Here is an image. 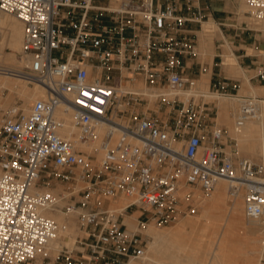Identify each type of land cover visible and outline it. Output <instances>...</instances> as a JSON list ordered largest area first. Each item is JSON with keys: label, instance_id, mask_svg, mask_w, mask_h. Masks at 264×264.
I'll return each mask as SVG.
<instances>
[{"label": "built area", "instance_id": "obj_1", "mask_svg": "<svg viewBox=\"0 0 264 264\" xmlns=\"http://www.w3.org/2000/svg\"><path fill=\"white\" fill-rule=\"evenodd\" d=\"M199 1L118 0L113 7L105 0H0V14L23 24V75L46 91L28 114L12 108L0 120V264L140 259L148 242L123 213L137 209L169 224L195 213L197 192L211 194L220 180L229 182L231 199L242 196L246 218L264 233V161L240 157L217 124L209 131L210 109L195 96L168 98L197 90L198 80L182 69L184 58L198 56L187 24H201L203 16L184 11ZM246 5L252 21L264 25V0ZM257 70L264 82V66ZM138 83L175 107L172 123L137 110L148 103L129 90ZM212 89L226 96L240 85L226 79ZM61 108L73 112L70 136L61 134ZM250 115L245 109L236 127ZM97 142L100 157L81 147ZM123 197L127 207L111 210ZM51 208L79 214L78 254L62 247L53 256L58 225L45 214Z\"/></svg>", "mask_w": 264, "mask_h": 264}, {"label": "bare ground", "instance_id": "obj_2", "mask_svg": "<svg viewBox=\"0 0 264 264\" xmlns=\"http://www.w3.org/2000/svg\"><path fill=\"white\" fill-rule=\"evenodd\" d=\"M114 1L117 2L118 0H112L111 6L117 7V3ZM243 11L244 13H248L247 6H243ZM242 13L241 15H243ZM249 20L252 19L250 18ZM255 25L258 27V29L255 27L258 32L264 33L263 24L256 23ZM214 28L215 24L212 20L203 23V29L199 32L201 39L199 40L200 43L198 47L199 52H209L210 55L213 56V59L215 55ZM22 43L23 24L18 19L15 20L7 14H0V96L6 90L10 91L9 93H11V96H19L24 102L21 109L25 114H28L31 109L28 108V104L33 100L43 98L46 91L44 87L37 82L33 83L34 88H32V90L27 88L26 80L29 79L23 75V69L28 66L29 62L22 55ZM6 48H10L13 53L4 52V49ZM231 48H224V52L221 55L223 59L222 66L228 70L230 75L237 77L242 76L243 81L240 93L249 94L253 96L254 99L246 100L240 97L225 98L221 95L213 94L212 92L206 94L209 98L217 97L219 99L217 103V119L228 127L230 130H228L230 137L232 136L233 139L237 141L238 146L245 151L247 156L261 158V161L263 162L264 100H258L257 96H264V87H261L259 90V88L256 89L252 85L251 80L246 76L242 67L238 64L237 58ZM250 50L252 51L251 48ZM17 52L21 54L22 58L19 59L17 57L15 54ZM258 54L259 56H264V49L259 50ZM202 77L203 79L200 81L198 80L199 83L197 82L199 87L196 91L192 93L172 92L168 94V98L171 99L178 95L181 96L184 101H188L191 96L198 97L200 94L205 95V92H209L207 90H209L210 87V74L203 75ZM129 90L141 95L143 94L152 101L156 100L158 97L157 93L147 91L141 83H138L135 87L129 88ZM13 109H15V107ZM17 109L19 110V108ZM245 109L249 110L251 115L247 118L244 126L238 129L236 127V120ZM57 114L67 123V128L61 132L62 136H70L72 133H75L73 127V112L71 110L64 112L63 108H61L58 110ZM81 147L89 152L97 151L98 156H101L98 142L90 146L83 145ZM229 186L228 181L220 180L215 190L212 192L213 194H210L211 197L209 198L211 199L209 202L201 200L203 202L206 201L207 204L209 203V206L206 211L204 210L205 214L202 217L205 225L202 231H207L211 227H216L218 231H222L221 234L219 233V239L215 242L216 246L214 248L205 247V250L201 252L202 250L201 248H198V245L207 243V241L196 238L194 241H196L197 246L190 247L191 251L195 253L199 252L196 255L182 257V255L176 251L177 245L175 239L185 233V228L187 226L192 227L193 231L198 230L199 222L197 220V222L188 220L182 221L180 227L177 224L179 229L176 230H159L150 224L145 230L146 233L152 237V241L148 246L149 251H146L147 253L138 261L132 259L127 264H149V262L159 264L162 258H172L176 262L183 260L184 262L181 264H185L186 262L187 264H260L261 260L264 259L263 230L256 222L245 219L244 204L240 201L241 195L236 196L234 199H230ZM128 204L129 203L125 202V200H119V202H115V204L113 203L111 210L120 213ZM45 214L53 218L58 225V234L51 244V252L56 253L60 248V242L55 244L58 237L60 239L65 236V233H68L67 231H74V229H70L67 226L70 223V220L67 219L66 214L62 212H54L53 208L46 211ZM134 216L135 217H127L126 222L129 229L137 231L138 222L135 214Z\"/></svg>", "mask_w": 264, "mask_h": 264}, {"label": "rangeland", "instance_id": "obj_3", "mask_svg": "<svg viewBox=\"0 0 264 264\" xmlns=\"http://www.w3.org/2000/svg\"><path fill=\"white\" fill-rule=\"evenodd\" d=\"M210 1H213V0H210ZM105 2H107V3L111 2L112 3V0H105ZM114 2H116V1H114ZM227 2H228V8L225 5L226 1H217L218 4H221V6L219 7V9L221 11L219 10L218 12H215L213 17L204 18L202 20V23L199 24L200 27L198 28V33L196 35H198L199 40H200L201 36H200L199 32L202 31V29H203V23L212 20L215 24V28H214L215 33L213 34L214 35L215 51H217V53L220 55L221 53L223 54L225 47H230V48L232 47L231 49L237 58L238 64L242 67L243 72L251 80L252 85L256 89L259 88V90H260L261 87H264V82H260V81L256 80L255 77L258 74V70H257L258 67L264 66V56H259V54H258L259 50L264 49V33L258 32L257 31L258 27L255 25L256 23L253 22L252 20H249L250 16L246 12L244 13L243 6H247L245 4L246 3L245 0H243V1L242 0H227ZM116 3L118 4V2H116ZM241 13L243 15H241ZM8 16H11V18L17 20L12 15H8ZM251 21H252V23H251ZM253 42H257V48L252 49V51H251L250 47H251V44ZM240 44L243 46L241 47ZM221 50H223V52H221ZM249 51H251V52H249ZM4 52L13 53V51L10 48L4 49ZM15 54L17 55V57L19 59L22 58L20 53L17 52ZM198 55H199L200 60L205 63L207 61L206 58H207V56L210 55V53L209 52L208 53H201L198 50ZM239 56H250L251 61H253L255 63L252 65L247 61V59H245L246 62L244 65H242L240 63ZM222 62H223L222 57H219L216 61V63L219 64L217 69L223 68L226 71L227 76L229 78H232L235 81H237V83L240 85L239 91L238 92H232L231 91L228 95L225 96V95H221L220 93H216L212 89V87H209V90H207L209 92H205V95L200 94L198 97H196V102L200 106L206 105V107L210 109V112L205 113L207 125L209 126L208 127L209 131L211 130L210 126H212V123L217 124L219 127L227 130L228 136H229L228 144L236 146V149L239 151L240 157L250 158V159H253V161H255L256 163H261L262 162L261 158H254V157L247 156L245 151L238 146L237 141L234 140L232 136H231L232 138L230 137V133H229L230 130L228 129V127L226 125H224L223 122H221L220 120L217 119L218 118L217 103H218L219 99L217 97L216 98H209L207 96V94H210V92H212L213 94L221 95L225 98L240 97V98L246 99V100H248V99L253 100L254 99V97L249 95V94L240 93V90L242 89V81H243L242 76L237 77V76L230 75L228 70H226L223 66H221ZM211 64H212V62H211ZM248 66H250V67H248ZM26 72H27V70L25 67L23 69V73H26ZM26 82H27L26 83L27 88H29V90H32V88H34V85H33L34 81L26 80ZM217 82H218V80L216 79L214 84ZM198 83H199V81H198ZM198 83H197V88L199 87ZM9 92L10 91L6 90L0 96V120L6 112H8L9 110H11L14 107L19 108V110L24 113V111H22V109H21L22 105L24 104L22 99L17 95L11 96L10 95L11 93H9ZM145 97H146L145 99H147L148 103H145L141 109H143L145 112H148V113H151V112L157 113L158 116L161 119H163L165 122L166 121L169 123L173 122L174 115L171 114L170 117L167 118V114H164V111L160 110V107H159L160 101L158 99L152 101L147 96H145ZM257 97H258L257 98L258 100H260V99L264 100V96L258 95ZM179 98L182 101H184L181 98V96H179ZM35 101L36 100H33L30 104H28V108H31ZM169 111L170 110H168V113H169ZM228 151H230V148H228ZM79 186H84V185L80 183ZM65 187L67 188V186L61 184L59 188L63 190ZM211 194H213V193H211ZM197 195H198V206H197L198 209H197V211L193 214H187L185 216L179 217L176 221L171 222L169 224H165V225L160 226L157 223H155L154 221H152L149 214L142 213L141 211H138L137 209H129L127 212L123 213V217H124L125 221H127V217H132V216L135 217L134 214L136 215L137 222H138L137 223L138 230H140L139 232L146 238V240L148 242L147 248H146L147 252L149 251L148 246H149V243L152 241V237L149 234H147L145 230L147 229L146 227L149 226L150 224H152L153 226H155V228H157L159 230H163V229L164 230H176V229H179L180 223L182 221H187V220L188 221H194V222L198 221L199 222L198 230L193 231L192 227L187 226L185 228V233H183L177 239H175L176 245H177L176 251L179 252V254L182 255V257L188 256V255L193 256V255H196L197 253H199V252L195 253V252L191 251V249H190V247H196L197 246V243H196V241H194V239L197 238V239H202V240L207 241L208 244L203 243L201 245H198V248H201V250H202L201 252H203L205 250L204 249L205 247L214 248L216 246L215 242H217V240L219 239V233L221 234V232H222V231H218L216 227L215 228L211 227L207 231H202L204 229V226H205L204 221L202 220V217L205 214L207 207L209 206V203L207 204L206 201L209 202V200L211 199L209 197H211V195L209 194L210 196L208 195V197H207L202 192H197ZM119 200L120 201L125 200V202L129 203V201L125 197H123V199H118L115 202H119ZM201 200H203V201L206 200V201L203 202ZM240 201L244 204L242 196L240 198ZM115 202H114V204H115ZM68 203L74 204V201L70 200ZM199 203H201V204H199ZM102 204L107 205L108 202L107 203L103 202ZM243 208H244V205H243ZM79 211H81V210H79ZM61 212L66 214L65 211H63V210ZM78 215H79L78 213L70 214V215L66 214L67 219L70 220V223L67 226L70 229H74V231H67L68 233H65V236H63L60 239L58 237V239L55 241V244H58L60 242L59 243L60 248L63 247L64 249H68L69 251H73L74 254L79 253L80 248H79V244H78V239L84 235V233L80 229V225L78 223ZM182 218H183V220H182ZM245 219L247 220L246 216H245ZM177 224L179 225V227ZM210 242H212V243H210ZM56 253H58V252H56ZM56 253H53V254H55V255H53L54 257H56V255H57ZM263 258H264V254H263ZM135 260L138 261L139 259H135ZM182 262H184V261L180 260L179 262H176L172 258H162L161 262L159 264H181ZM149 264H154V263L149 262ZM185 264H187V262ZM260 264H264V259L261 260Z\"/></svg>", "mask_w": 264, "mask_h": 264}, {"label": "crops", "instance_id": "obj_4", "mask_svg": "<svg viewBox=\"0 0 264 264\" xmlns=\"http://www.w3.org/2000/svg\"><path fill=\"white\" fill-rule=\"evenodd\" d=\"M213 1L200 0L199 2L194 4V10L192 12L188 13L187 11H184V14L185 15H192L193 13L200 12V14L203 16V19L206 17H209V18L213 17L214 13L218 12L220 10L219 7L221 6V4H218L217 1H226L225 5L228 8L227 0H213ZM199 27H200L199 24H195V23L187 24V30H188V32L191 33L192 37L196 40L198 47H199V37L196 34L198 33ZM240 46L242 47L243 45L240 44ZM250 48L256 49L257 48V42H253L251 44ZM215 52L216 53L214 55V59H213L212 55H209V56H207V58H206L207 61L205 63L200 60L199 55L197 57H186V58H184L183 62H184L185 66L182 69V72L185 75H187L191 78H194L196 80H199V81L203 79V77H202L203 75L210 74V87H212V85H214V82L216 79L218 80V82L226 80V79L234 80V79L229 78L227 76V73L223 68L217 69L219 64H217L216 61L219 57H222L221 56L222 53L219 55L217 53V51H215ZM221 52H223V50H221ZM245 59H247V61L252 65L255 63V62L251 61L250 56H239V60H240V63L242 65L245 64V62H246ZM211 62H212V64H211ZM248 67H250V66H248ZM204 69H207V72H204ZM159 107H160V110L164 111V114H167V118H169L171 114L175 115V112H176L175 107H173L171 105H163V104H160ZM137 110L142 111L143 109L137 108ZM168 110H170L169 113H168ZM150 115H152L154 118L159 119L160 121H164L155 112H151Z\"/></svg>", "mask_w": 264, "mask_h": 264}]
</instances>
